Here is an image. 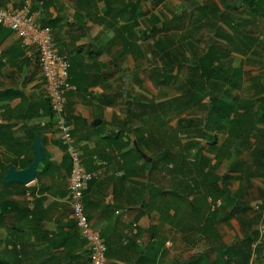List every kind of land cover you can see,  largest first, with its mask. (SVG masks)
Returning a JSON list of instances; mask_svg holds the SVG:
<instances>
[{
	"label": "crops",
	"instance_id": "obj_1",
	"mask_svg": "<svg viewBox=\"0 0 264 264\" xmlns=\"http://www.w3.org/2000/svg\"><path fill=\"white\" fill-rule=\"evenodd\" d=\"M24 3L0 0V7L18 10ZM125 10V0H46L33 6L36 22L51 29L69 58L72 89L65 114L93 176L85 212L105 242L107 264H264L262 233L246 230L231 210L237 205L227 208V201L237 199L226 183L213 188L206 167L194 177L166 164L163 149L149 146L152 140L164 147V132L150 136L145 106L133 112L126 105V94L143 79L133 65V34L120 20ZM36 141L44 160L34 181L0 182V264H91L73 218L71 162L59 141L37 50L0 25L3 182L11 167L23 171L33 164ZM204 153L199 159L205 161Z\"/></svg>",
	"mask_w": 264,
	"mask_h": 264
},
{
	"label": "rangeland",
	"instance_id": "obj_2",
	"mask_svg": "<svg viewBox=\"0 0 264 264\" xmlns=\"http://www.w3.org/2000/svg\"><path fill=\"white\" fill-rule=\"evenodd\" d=\"M259 2L125 0V20L120 13L117 19L133 34V65L143 79L125 103L133 112L145 106L150 136L164 132V147L150 139V148L163 149L164 162L184 176L199 177L200 168H209L213 188L226 183L237 199L227 201V208L237 205L233 214L246 230L262 233L264 244V8ZM209 51L216 65L243 70L239 85L200 79L196 63ZM211 101L221 112L248 105V124L235 131L226 120L211 118ZM203 153L205 161L199 159Z\"/></svg>",
	"mask_w": 264,
	"mask_h": 264
},
{
	"label": "built area",
	"instance_id": "obj_3",
	"mask_svg": "<svg viewBox=\"0 0 264 264\" xmlns=\"http://www.w3.org/2000/svg\"><path fill=\"white\" fill-rule=\"evenodd\" d=\"M46 0H25L18 10L0 7V25L14 32L25 47H35L43 75L47 100L51 106L59 141L71 162L69 177L70 204L81 236L88 243L91 264H107L106 246L101 234L93 229L85 212L84 196L93 179L85 170L81 152L72 138V126L65 114L67 94L72 89L69 80V58L55 45L51 29L41 27L34 17L33 6Z\"/></svg>",
	"mask_w": 264,
	"mask_h": 264
},
{
	"label": "trees",
	"instance_id": "obj_4",
	"mask_svg": "<svg viewBox=\"0 0 264 264\" xmlns=\"http://www.w3.org/2000/svg\"><path fill=\"white\" fill-rule=\"evenodd\" d=\"M260 1L261 5H257L260 8H264V0H247L248 3L253 5L254 3ZM212 51L206 52L201 55L197 60L196 66L199 70L200 79L202 81H212L226 85L230 88H235L242 81L243 71L240 67L236 68H227L225 66L216 65V59L212 56ZM214 101V100H213ZM211 101V110L209 116L211 118L220 117L221 120H226L229 122L233 130L241 131V129L246 126L249 122L247 115L250 113L251 108L246 104L237 105L235 109H230V106L227 110H224L219 107V105L213 104ZM243 110V113L241 112ZM222 113V114H220ZM139 142V141H138ZM3 177H0V182L4 186H10L4 184ZM228 179V177H226ZM3 211H5L3 209Z\"/></svg>",
	"mask_w": 264,
	"mask_h": 264
},
{
	"label": "water",
	"instance_id": "obj_5",
	"mask_svg": "<svg viewBox=\"0 0 264 264\" xmlns=\"http://www.w3.org/2000/svg\"><path fill=\"white\" fill-rule=\"evenodd\" d=\"M34 148L35 161L33 162V164L28 169L23 171H16L13 167H11L7 176L4 178V182L6 184L21 183L24 185H28L29 183L34 181L37 172V167L44 160V152L40 141L35 142ZM142 156L143 158L148 160V158L144 154H142Z\"/></svg>",
	"mask_w": 264,
	"mask_h": 264
}]
</instances>
